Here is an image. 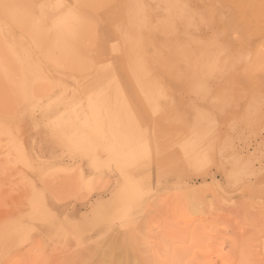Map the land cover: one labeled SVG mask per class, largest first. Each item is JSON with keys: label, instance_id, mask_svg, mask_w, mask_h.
<instances>
[{"label": "rangeland", "instance_id": "obj_1", "mask_svg": "<svg viewBox=\"0 0 264 264\" xmlns=\"http://www.w3.org/2000/svg\"><path fill=\"white\" fill-rule=\"evenodd\" d=\"M0 264H264V0H0Z\"/></svg>", "mask_w": 264, "mask_h": 264}, {"label": "bare ground", "instance_id": "obj_2", "mask_svg": "<svg viewBox=\"0 0 264 264\" xmlns=\"http://www.w3.org/2000/svg\"><path fill=\"white\" fill-rule=\"evenodd\" d=\"M25 18V17H24ZM25 27V26H24Z\"/></svg>", "mask_w": 264, "mask_h": 264}]
</instances>
